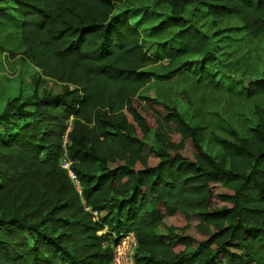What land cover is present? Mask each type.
Wrapping results in <instances>:
<instances>
[{
    "label": "trees",
    "instance_id": "obj_1",
    "mask_svg": "<svg viewBox=\"0 0 264 264\" xmlns=\"http://www.w3.org/2000/svg\"><path fill=\"white\" fill-rule=\"evenodd\" d=\"M157 1L169 14L153 34L177 31L150 55L129 0H0L14 6L38 80L63 86L16 96L0 113V264H111V245L127 232L135 264H264V106L246 135L217 141L214 158L203 126L141 94L156 61L203 54L214 63L189 9L236 19L264 40V0ZM0 18L11 19L2 7ZM194 73L217 88L208 68ZM243 93L263 94L264 80Z\"/></svg>",
    "mask_w": 264,
    "mask_h": 264
},
{
    "label": "rangeland",
    "instance_id": "obj_2",
    "mask_svg": "<svg viewBox=\"0 0 264 264\" xmlns=\"http://www.w3.org/2000/svg\"><path fill=\"white\" fill-rule=\"evenodd\" d=\"M125 7L134 11L133 21H138L145 50L153 55L159 43L172 39L177 28L166 29L158 35L152 30L169 14L157 0H129ZM11 19L0 18V113L8 100L29 97L34 89L38 95L57 94L63 86L36 75V69L24 54L20 40L18 16L10 2L0 4ZM188 21L210 37L215 61L202 64L203 54L187 56L176 63L156 61L145 71L150 80L141 94L165 102L176 108L191 125L204 127L202 147L217 158L220 139H231V133L243 136L256 123L255 109L264 106V93L246 97L243 89L251 81L264 80V40L251 38L236 19L196 17L190 9L185 13ZM188 68L175 72L182 63ZM206 67L212 72L217 88L197 84L196 69ZM154 143L153 135L147 137ZM106 230L100 234L105 233Z\"/></svg>",
    "mask_w": 264,
    "mask_h": 264
},
{
    "label": "built area",
    "instance_id": "obj_3",
    "mask_svg": "<svg viewBox=\"0 0 264 264\" xmlns=\"http://www.w3.org/2000/svg\"><path fill=\"white\" fill-rule=\"evenodd\" d=\"M72 162L64 157L61 161V168L66 170L67 175L74 186L79 189V179L71 169ZM96 213H94V216ZM137 247V241L132 232L121 234L116 238V243L111 245V264H135L134 254Z\"/></svg>",
    "mask_w": 264,
    "mask_h": 264
}]
</instances>
